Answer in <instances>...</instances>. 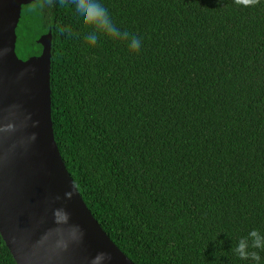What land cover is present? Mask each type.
I'll return each instance as SVG.
<instances>
[{
	"label": "trees",
	"instance_id": "trees-1",
	"mask_svg": "<svg viewBox=\"0 0 264 264\" xmlns=\"http://www.w3.org/2000/svg\"><path fill=\"white\" fill-rule=\"evenodd\" d=\"M41 2L22 5L15 51L51 32L54 139L102 229L134 264H247L233 249L264 232V0H100L139 52L89 46L70 0ZM0 264H16L1 235Z\"/></svg>",
	"mask_w": 264,
	"mask_h": 264
},
{
	"label": "water",
	"instance_id": "water-1",
	"mask_svg": "<svg viewBox=\"0 0 264 264\" xmlns=\"http://www.w3.org/2000/svg\"><path fill=\"white\" fill-rule=\"evenodd\" d=\"M0 0V235L16 264H134L86 206L60 155L51 119V44L17 56L22 5Z\"/></svg>",
	"mask_w": 264,
	"mask_h": 264
},
{
	"label": "clouds",
	"instance_id": "clouds-1",
	"mask_svg": "<svg viewBox=\"0 0 264 264\" xmlns=\"http://www.w3.org/2000/svg\"><path fill=\"white\" fill-rule=\"evenodd\" d=\"M55 0H42L38 7L52 5ZM63 3V0H59ZM238 4L245 7L253 5L257 0H236ZM72 18L77 27L92 26L94 31L85 36L89 46L95 47L99 34H104L113 40L125 41L132 52H139L141 40L128 31H123L113 23L108 10L100 0H70ZM66 31H68L66 29ZM70 34V33H69ZM235 255L247 264H261V252H264V232L251 229L241 237L233 249ZM109 257L104 253H98L92 258L91 264H107Z\"/></svg>",
	"mask_w": 264,
	"mask_h": 264
}]
</instances>
